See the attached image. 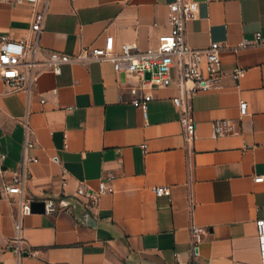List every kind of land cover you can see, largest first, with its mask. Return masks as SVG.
<instances>
[{"label":"crops","instance_id":"1","mask_svg":"<svg viewBox=\"0 0 264 264\" xmlns=\"http://www.w3.org/2000/svg\"><path fill=\"white\" fill-rule=\"evenodd\" d=\"M174 1L0 3V36L13 40L30 41L45 11L40 47L31 52L34 91L9 93L0 80V264H264L256 227L264 220V182H255L264 175V46L239 48L256 33L264 37V0H193L198 13L187 24V42L200 50L221 45L223 78L220 90L193 98L190 145L172 102L176 87L143 85L109 60L74 61L59 75L49 65L51 52L157 48L170 31ZM236 68L247 71L240 81L232 77ZM145 95L152 96L146 113L133 104ZM218 122L227 125L215 138ZM16 173L26 177L23 192L6 195ZM110 175L111 192L93 198ZM79 188L92 198L78 196ZM158 188L168 193L157 196ZM27 201L69 210L23 217L19 256L10 244ZM193 227L204 235L196 258Z\"/></svg>","mask_w":264,"mask_h":264},{"label":"built area","instance_id":"2","mask_svg":"<svg viewBox=\"0 0 264 264\" xmlns=\"http://www.w3.org/2000/svg\"><path fill=\"white\" fill-rule=\"evenodd\" d=\"M5 0H0V3ZM14 6H26L35 4L36 0H11ZM198 13V4L193 0H175L168 5V22L170 31L159 38L158 47L140 51L136 45L125 44L118 55H108L104 50L97 49L91 52L83 51L79 56L72 57L67 54L51 52L49 65L56 75L61 73L64 64L81 61L88 64L92 61L109 60L114 64L116 71L134 73L140 78L143 85L156 88L176 87L179 94L173 98L174 107L179 113V122L182 128V136L187 145L196 139L197 123L193 115V98L197 95L218 91L222 88V70L219 67L221 45L213 42L206 49L200 50L191 47L187 42V24L193 21ZM45 18L43 10L32 25L33 37L30 41L26 38L13 40L9 36H0V80L5 83L9 93L22 92L30 96L34 91L38 74V62L31 56V52L39 49V39L42 32V23ZM250 46H264L262 33H256L252 41L244 40L239 48ZM247 71L236 68L232 71L235 81H240L246 76ZM152 100L151 95H145L133 100V104L140 107L146 113L147 105ZM45 101L42 100L41 103ZM241 113L247 112V104L241 103ZM227 123L218 122L214 125V137L224 135ZM23 126L30 133V125L24 122ZM25 147H33V143L25 142ZM5 157L2 156V159ZM114 179L110 175L100 182L98 193L93 198L111 192L106 186L107 181ZM26 177L23 174H14L12 185L4 187L6 195H19L23 192ZM256 183L264 182V175L255 177ZM157 196L168 193L167 189H155ZM78 196L92 198L84 188H79ZM27 201L20 203L19 218L15 222L16 237L12 240L10 248L19 256L25 253V240L22 236V218L32 214L31 204ZM57 206L49 201L45 202L47 213H56L69 210L67 205ZM257 234L264 263V220L256 223ZM191 255L199 256V245L204 240L203 231L200 228L191 229Z\"/></svg>","mask_w":264,"mask_h":264},{"label":"water","instance_id":"3","mask_svg":"<svg viewBox=\"0 0 264 264\" xmlns=\"http://www.w3.org/2000/svg\"><path fill=\"white\" fill-rule=\"evenodd\" d=\"M32 213L43 214L45 213V202H33L31 204Z\"/></svg>","mask_w":264,"mask_h":264}]
</instances>
